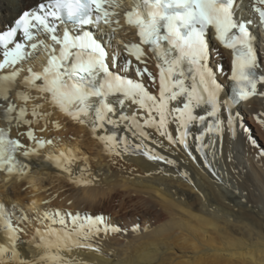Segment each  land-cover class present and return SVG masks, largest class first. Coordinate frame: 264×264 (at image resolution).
<instances>
[{"label": "snow or ice", "instance_id": "6c2138e0", "mask_svg": "<svg viewBox=\"0 0 264 264\" xmlns=\"http://www.w3.org/2000/svg\"><path fill=\"white\" fill-rule=\"evenodd\" d=\"M122 6L120 0H37L12 26L0 29V109L8 125L0 127L5 183L15 180L22 193L38 186L42 178L33 171L39 165L31 157L53 144L43 134L54 123L57 130L85 126L115 166L136 158L145 166V176L175 174L192 183L194 165L212 184L235 191L225 180L227 164L235 158L224 156V144L231 153L239 141L264 159V143L247 123L251 116L264 138V111L250 107L253 98L264 101V61L250 30L255 23L264 29V0H250L254 19L238 14L237 0H142L123 13L126 23L121 24V13L114 10ZM118 32L124 36L115 42ZM212 40L233 56L227 78L235 88L227 99L218 82L226 73L219 62L213 63ZM41 54L47 57L45 66L36 70L32 61ZM153 59L157 73L150 68ZM44 102L64 114V125L51 121ZM77 151L48 154L44 162L76 189L93 187L97 180L88 158ZM77 163L84 167H74ZM30 179L35 183L26 184ZM40 193L48 196L44 205L60 195L49 188ZM110 221L100 212L60 209L29 217L17 205L0 202V264H72L62 253L74 249L108 256L103 245L110 235L127 231ZM33 222L43 227L24 241L37 249L29 259L19 244ZM140 230L139 225L132 228Z\"/></svg>", "mask_w": 264, "mask_h": 264}, {"label": "bare ground", "instance_id": "6f19581e", "mask_svg": "<svg viewBox=\"0 0 264 264\" xmlns=\"http://www.w3.org/2000/svg\"><path fill=\"white\" fill-rule=\"evenodd\" d=\"M137 1L120 0L123 6L114 11L121 13V24L126 23L123 13L134 7ZM36 2L0 0V29L6 28L22 10L34 6ZM236 7L238 14L244 18H255L250 0H240ZM254 26H250V30L260 40L255 45L258 56L264 61L263 35ZM125 31L131 32L132 29ZM122 36L124 32H118L115 42H120ZM130 38L125 36V39ZM211 49L213 63L219 62L226 73L218 82L222 85V97L227 99L231 80L227 77H230L232 53L215 40L211 42ZM46 59V55L41 54L32 61V66L40 70L45 66ZM156 65L153 59L150 64L153 73L158 72ZM262 104L264 101L257 97L253 98L250 107L264 111ZM32 106L30 101L29 111ZM43 110L52 113V122L65 124L64 114L54 110L47 102L43 103ZM197 114H201V110H197ZM247 123L264 143L259 124L251 116H248ZM0 127H8L2 109ZM36 127L39 129L40 125ZM50 129L43 136L53 139V144L45 145L40 155L31 157L33 165H39V169L34 168L33 171L34 176L42 178L38 186L22 193V185L15 180L10 184L5 183V174L0 173V202L6 207L17 205L29 217L40 215L44 210L56 209L74 213L78 210L81 213L100 212L111 217L110 223L127 229L123 235H110L109 241L103 245L104 251L110 254L108 256L82 249L63 252L62 255L72 264H264V159L250 154L239 141L233 142L234 151L231 153L227 143L223 146L224 156L233 155L235 158L234 163L227 164L225 176V180L230 181L235 190L231 191L212 184L195 170L194 165L190 166L192 183L175 174L171 177L145 176L146 168L136 158L122 166H115L110 162L111 157L105 154L100 143L83 125H65L57 130L54 123H50ZM11 135H16L14 128ZM72 136L75 139H69ZM68 148L77 149L78 156L88 158V164L97 180L95 186L76 189L63 175H56L57 170L52 165L44 162L45 155ZM74 167L84 165L77 163ZM147 167L155 171L154 167ZM25 183L34 184L35 181L30 179ZM42 188H49L54 195H60L44 205L42 202L48 196L40 193ZM64 189H68V192L65 193ZM34 192L40 194L33 196ZM136 225L141 230L134 232L132 228ZM37 227L43 226L33 222L21 234L19 249L25 258L30 259L37 252L31 243H24L32 240ZM144 228L149 230L143 231Z\"/></svg>", "mask_w": 264, "mask_h": 264}]
</instances>
